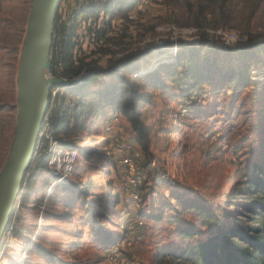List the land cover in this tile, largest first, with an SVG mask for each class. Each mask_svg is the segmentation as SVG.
Here are the masks:
<instances>
[{
    "label": "rangeland",
    "instance_id": "374dc122",
    "mask_svg": "<svg viewBox=\"0 0 264 264\" xmlns=\"http://www.w3.org/2000/svg\"><path fill=\"white\" fill-rule=\"evenodd\" d=\"M29 4L0 0V165L14 131L8 107ZM94 8L78 21L74 55L104 69L115 43L143 49L172 36L218 42L184 47L175 62L165 55L115 79H94L87 94L70 99L65 137L79 153L75 173L70 184L50 189L51 174L38 172L0 264H109L111 246L139 264H179L163 254L252 226L243 196L255 167L264 169V0H100ZM106 23L118 33L105 42L99 33ZM114 115L118 127L109 123ZM124 141L142 154L137 197L123 191ZM171 190L182 200L202 199L214 216L182 211Z\"/></svg>",
    "mask_w": 264,
    "mask_h": 264
},
{
    "label": "water",
    "instance_id": "95a60500",
    "mask_svg": "<svg viewBox=\"0 0 264 264\" xmlns=\"http://www.w3.org/2000/svg\"><path fill=\"white\" fill-rule=\"evenodd\" d=\"M98 1L30 0L17 48L15 103L8 107L14 113V131L0 165V255L12 238L34 177L38 172L50 174L59 151L71 145L65 135L72 97L87 94L94 79L109 81L148 60L177 54L184 47L218 42L217 37L172 36L147 42L143 49L115 43L108 54L111 66L101 68L97 60L86 62L74 55L78 21L94 11Z\"/></svg>",
    "mask_w": 264,
    "mask_h": 264
},
{
    "label": "trees",
    "instance_id": "16d2710c",
    "mask_svg": "<svg viewBox=\"0 0 264 264\" xmlns=\"http://www.w3.org/2000/svg\"><path fill=\"white\" fill-rule=\"evenodd\" d=\"M113 6H108L106 10H111ZM107 25L112 29L110 23H106L99 33L101 38L107 41ZM110 38L109 40H111ZM120 39V37H118ZM251 42H246L244 46H250ZM126 107L132 106V101L125 103ZM135 122L133 128L135 132L143 138L145 129L137 119L134 112ZM81 112L76 116L78 120ZM68 131V128H67ZM256 178L248 182V189L244 192V198L251 203L247 209L252 215L249 224L241 228H232L213 236L208 242L191 247L178 256L171 253H164L166 257H175L179 264H264V169L255 167ZM171 195L176 199L182 211L194 212L200 217H213L212 207L202 199L182 200V196L171 190Z\"/></svg>",
    "mask_w": 264,
    "mask_h": 264
},
{
    "label": "built area",
    "instance_id": "2783aa9c",
    "mask_svg": "<svg viewBox=\"0 0 264 264\" xmlns=\"http://www.w3.org/2000/svg\"><path fill=\"white\" fill-rule=\"evenodd\" d=\"M106 30L108 31V33H113L115 35L118 33L114 29H110L108 25L106 27ZM225 45L229 46L226 43ZM175 57L176 54H173V56L169 58L173 62H175ZM139 76V73H134L133 77L138 78ZM109 123H111V125H114L115 127H118V116H112L109 119ZM111 129V127L106 128L107 131H111ZM78 160L79 153L77 149L73 147V145H69L59 151L53 165V171L50 173L52 177V181L49 184L50 189H54L55 187L60 185L70 184V181L75 173ZM118 161L122 171V176L124 177V193L137 197L138 186L140 185L143 176V169L141 166L142 154L140 150L133 143L124 141L119 144L118 147ZM107 257L109 260V264H139V262L134 260L120 258L118 246H111Z\"/></svg>",
    "mask_w": 264,
    "mask_h": 264
}]
</instances>
